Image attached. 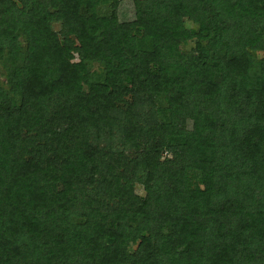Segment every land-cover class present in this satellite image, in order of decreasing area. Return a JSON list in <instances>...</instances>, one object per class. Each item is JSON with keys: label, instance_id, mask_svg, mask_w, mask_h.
I'll use <instances>...</instances> for the list:
<instances>
[{"label": "trees", "instance_id": "trees-1", "mask_svg": "<svg viewBox=\"0 0 264 264\" xmlns=\"http://www.w3.org/2000/svg\"><path fill=\"white\" fill-rule=\"evenodd\" d=\"M0 264H264V0H0Z\"/></svg>", "mask_w": 264, "mask_h": 264}, {"label": "rangeland", "instance_id": "rangeland-1", "mask_svg": "<svg viewBox=\"0 0 264 264\" xmlns=\"http://www.w3.org/2000/svg\"><path fill=\"white\" fill-rule=\"evenodd\" d=\"M118 13H119V16H120V19L122 18H127L129 19L130 18V14H131V8H130V5L129 3H120V5H118ZM186 27H192L193 25L189 22H187L186 24ZM52 29L53 30H57V25L56 24H53L52 25ZM192 46V43H188L187 45H185L183 48H181V51H186L188 50V48H190ZM258 56H260V54H258ZM95 67V66H94ZM93 67V68H94ZM136 192L137 194L139 195H142V192L140 190L139 187H136Z\"/></svg>", "mask_w": 264, "mask_h": 264}]
</instances>
